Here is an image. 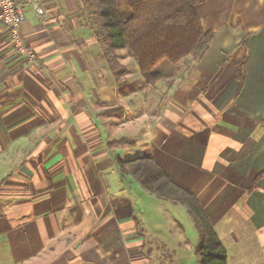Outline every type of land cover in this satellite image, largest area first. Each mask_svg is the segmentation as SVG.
I'll list each match as a JSON object with an SVG mask.
<instances>
[{
	"label": "crops",
	"instance_id": "1",
	"mask_svg": "<svg viewBox=\"0 0 264 264\" xmlns=\"http://www.w3.org/2000/svg\"><path fill=\"white\" fill-rule=\"evenodd\" d=\"M37 1L49 22L27 5L21 30L40 67L0 22V264H168L150 213L178 204L117 161L147 152L203 208L226 264H264V0H191L209 49L162 63L153 85L103 45L85 0Z\"/></svg>",
	"mask_w": 264,
	"mask_h": 264
},
{
	"label": "trees",
	"instance_id": "2",
	"mask_svg": "<svg viewBox=\"0 0 264 264\" xmlns=\"http://www.w3.org/2000/svg\"><path fill=\"white\" fill-rule=\"evenodd\" d=\"M102 41L111 51L127 50L138 61L148 85L162 77L158 67L168 62L205 56L214 33L205 30L191 0H93ZM241 68L239 78L244 77ZM126 141H113L111 146ZM118 166L125 176L157 197L185 206L199 234L195 252L200 264H226L227 251L194 196L175 185L150 152Z\"/></svg>",
	"mask_w": 264,
	"mask_h": 264
},
{
	"label": "rangeland",
	"instance_id": "3",
	"mask_svg": "<svg viewBox=\"0 0 264 264\" xmlns=\"http://www.w3.org/2000/svg\"><path fill=\"white\" fill-rule=\"evenodd\" d=\"M85 2L88 4L89 8L91 7L94 9V13L97 14V9L93 5L94 1L85 0ZM99 37L103 40L100 31ZM105 43L106 42H103V45L108 46ZM134 61L138 65V61L136 59H134ZM114 66L116 70L119 69V65L117 63H115ZM33 67H40V63L38 65H34ZM110 112L114 113L116 111L115 109H110L109 112L107 111V113ZM123 144H126V142ZM128 157V155L124 156V158ZM161 203H163L162 207L164 205L165 207L158 211L155 209L154 213H150V223L152 226L153 224H156L157 226H161L163 229L161 231H157V234L160 237V240L163 241L162 246L159 245V248L163 251L162 253L166 255H164V257L168 260V264H200L199 257L195 252L198 244H195V241L198 239L199 242V234L187 208L181 204H168L169 202ZM192 245H194L193 249H191Z\"/></svg>",
	"mask_w": 264,
	"mask_h": 264
},
{
	"label": "built area",
	"instance_id": "4",
	"mask_svg": "<svg viewBox=\"0 0 264 264\" xmlns=\"http://www.w3.org/2000/svg\"><path fill=\"white\" fill-rule=\"evenodd\" d=\"M30 5L36 12L38 20L47 24L50 17L43 5L37 0H0V22L7 29L11 47L17 57L30 65H38L35 51L29 47L21 27L24 20V8Z\"/></svg>",
	"mask_w": 264,
	"mask_h": 264
}]
</instances>
